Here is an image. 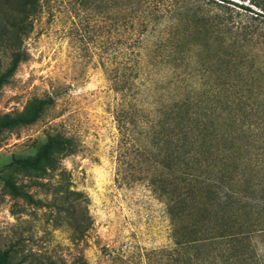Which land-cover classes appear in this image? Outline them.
I'll return each instance as SVG.
<instances>
[{"label":"rangeland","instance_id":"rangeland-1","mask_svg":"<svg viewBox=\"0 0 264 264\" xmlns=\"http://www.w3.org/2000/svg\"><path fill=\"white\" fill-rule=\"evenodd\" d=\"M228 1L235 5L37 0L17 49L20 62L0 86V114L20 113L34 100L47 102L32 123L1 136L0 250H9L10 261L175 264L166 201L152 186L168 173L160 168L150 129L160 116L156 108L182 98L186 85L198 86L200 79L193 72L196 58L173 62L166 56L175 14L181 18L187 7L255 29L244 49L252 76L248 103L264 116V0ZM11 3L0 0L4 8ZM186 21L182 25L190 27ZM10 58L11 50L0 47V73ZM121 83L128 89L120 91ZM50 137L63 146L45 173L6 167L11 159L33 155ZM247 168L250 205L264 208V173L258 160ZM8 175L36 203L11 197L2 184ZM249 222L255 230L250 247L264 264V215L254 212Z\"/></svg>","mask_w":264,"mask_h":264},{"label":"trees","instance_id":"trees-1","mask_svg":"<svg viewBox=\"0 0 264 264\" xmlns=\"http://www.w3.org/2000/svg\"><path fill=\"white\" fill-rule=\"evenodd\" d=\"M37 9V0H12L6 8L0 4V47L11 50L0 86L20 62L17 49ZM175 16L166 56L173 62L196 58L193 72L200 79L198 86L186 85L182 98L156 108L160 116L150 121L158 163L168 173L152 186L166 201L169 254L175 264H258L249 242L255 231L249 218L254 212L264 215V208L250 205L246 173L253 160L264 173V116H257L259 107L248 103L252 86L247 80L252 76L244 51L255 29L238 26L223 15L202 10L195 14L187 7L181 18ZM182 20H189L190 27ZM125 85L121 83L119 90L128 89ZM45 104L34 100L20 113L0 114V142L3 133L32 123ZM62 146L61 140L47 138L33 155L11 159L6 167L43 174ZM2 184L11 197L36 203L13 176L4 177ZM0 264L25 263L10 261L9 250L3 249Z\"/></svg>","mask_w":264,"mask_h":264}]
</instances>
